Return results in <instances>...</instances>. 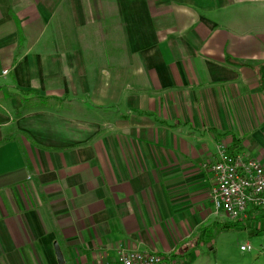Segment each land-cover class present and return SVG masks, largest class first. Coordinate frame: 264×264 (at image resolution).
<instances>
[{
  "label": "crops",
  "instance_id": "1",
  "mask_svg": "<svg viewBox=\"0 0 264 264\" xmlns=\"http://www.w3.org/2000/svg\"><path fill=\"white\" fill-rule=\"evenodd\" d=\"M235 141L264 165V0H0V264H264L210 198Z\"/></svg>",
  "mask_w": 264,
  "mask_h": 264
},
{
  "label": "built area",
  "instance_id": "2",
  "mask_svg": "<svg viewBox=\"0 0 264 264\" xmlns=\"http://www.w3.org/2000/svg\"><path fill=\"white\" fill-rule=\"evenodd\" d=\"M217 158L211 163L214 183L210 188V198L216 211H224L230 219H235L247 210L264 206V165L251 156L231 152L228 146L219 142ZM250 245L242 244L241 249ZM163 253L120 247L113 262L108 264H159Z\"/></svg>",
  "mask_w": 264,
  "mask_h": 264
},
{
  "label": "rangeland",
  "instance_id": "3",
  "mask_svg": "<svg viewBox=\"0 0 264 264\" xmlns=\"http://www.w3.org/2000/svg\"><path fill=\"white\" fill-rule=\"evenodd\" d=\"M6 71L5 69L3 70ZM244 226H216L211 227V242L215 246L210 253V256L213 259L225 258L228 254L227 250L235 252V242L238 237L245 233ZM210 241V240H209ZM220 245H222V250H220ZM226 250V251H225Z\"/></svg>",
  "mask_w": 264,
  "mask_h": 264
},
{
  "label": "trees",
  "instance_id": "4",
  "mask_svg": "<svg viewBox=\"0 0 264 264\" xmlns=\"http://www.w3.org/2000/svg\"><path fill=\"white\" fill-rule=\"evenodd\" d=\"M237 146H238V142L235 141L233 145L230 146V151L233 153V152H236L235 150L237 149Z\"/></svg>",
  "mask_w": 264,
  "mask_h": 264
},
{
  "label": "water",
  "instance_id": "5",
  "mask_svg": "<svg viewBox=\"0 0 264 264\" xmlns=\"http://www.w3.org/2000/svg\"><path fill=\"white\" fill-rule=\"evenodd\" d=\"M55 249H56V254H57V256L59 257L58 259H60V257H61V252H60V249H59L57 243H55Z\"/></svg>",
  "mask_w": 264,
  "mask_h": 264
}]
</instances>
